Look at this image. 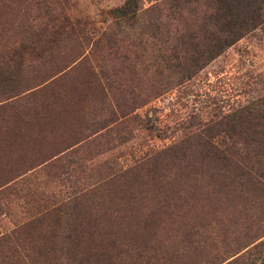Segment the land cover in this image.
<instances>
[{"label":"rangeland","instance_id":"rangeland-1","mask_svg":"<svg viewBox=\"0 0 264 264\" xmlns=\"http://www.w3.org/2000/svg\"><path fill=\"white\" fill-rule=\"evenodd\" d=\"M124 1L0 0V72L10 78L0 79V234L11 233L22 264H41L58 235V210L97 211L106 213L100 225L123 226L124 235L102 240L104 254L88 264H129L136 254L156 255L158 264H264V197L207 199L191 180L172 182L168 166L160 173L171 189L121 181L141 152L182 141L196 125L215 134L224 115L264 96V24L184 87L145 98L114 122L112 99L143 97L153 84L149 72L121 74L114 52L122 42L112 47L118 50L96 48L112 31L109 11ZM13 51L23 57L19 69L7 66ZM106 81L119 90L106 89ZM134 209L171 213L134 233L138 219L123 218ZM111 210L122 219L108 217ZM68 215L60 214L61 225Z\"/></svg>","mask_w":264,"mask_h":264},{"label":"trees","instance_id":"trees-1","mask_svg":"<svg viewBox=\"0 0 264 264\" xmlns=\"http://www.w3.org/2000/svg\"><path fill=\"white\" fill-rule=\"evenodd\" d=\"M142 1L125 0L120 7L110 10L112 31L103 33L95 42L96 48L110 51L118 50L112 47L122 42V52H114L119 55L114 58L121 74L145 77L149 72L153 78L143 97L112 99L117 117L114 122L127 119L149 102L145 98L157 99L184 87L228 48L264 24V0H158L148 7ZM22 58L17 51L8 54V68L19 69ZM98 71L102 77L107 75L100 67ZM2 74L3 81L10 79ZM107 82L106 89L119 90L113 82ZM111 114L114 117V111ZM194 127L182 141L141 152L123 171L121 181L134 187L155 183L159 189L167 190L172 187L164 182L172 175V182L180 180L183 185L191 180L190 189L205 192L207 199L231 193L264 197V96L224 115L215 134L208 128ZM216 137L219 138L215 140ZM167 166L168 175L161 174ZM118 213L111 210L108 217L122 219ZM170 213L134 209L123 218L138 219L134 221L138 225L135 233L139 223L145 224L141 229L146 231V226L157 217ZM60 214L68 215L58 210V240L54 242L57 236L52 235L51 244L44 247L41 264H88V258L104 254L97 251L102 240L124 235L123 226L114 229L100 225L98 219L106 213L74 211L65 218L64 225L59 221ZM93 215L95 220L91 222ZM71 219L75 223H69ZM10 234H0V264H22L18 250L11 247L14 240ZM116 246L133 249L134 244ZM10 252L13 254L8 256ZM155 256L136 254L129 264H158Z\"/></svg>","mask_w":264,"mask_h":264}]
</instances>
